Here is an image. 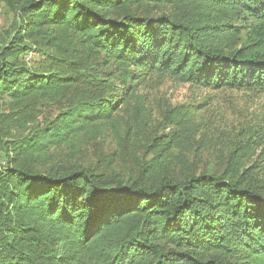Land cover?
I'll return each mask as SVG.
<instances>
[{"label": "trees", "instance_id": "16d2710c", "mask_svg": "<svg viewBox=\"0 0 264 264\" xmlns=\"http://www.w3.org/2000/svg\"><path fill=\"white\" fill-rule=\"evenodd\" d=\"M3 1L15 19L0 41V99L66 102L6 156L47 162L53 147L101 134L151 74L264 91V0ZM69 34L112 64L118 83L68 53L41 73L22 60L38 50L25 38L56 45ZM230 173L165 172L148 187L81 166L0 163V264H264V180Z\"/></svg>", "mask_w": 264, "mask_h": 264}, {"label": "rangeland", "instance_id": "374dc122", "mask_svg": "<svg viewBox=\"0 0 264 264\" xmlns=\"http://www.w3.org/2000/svg\"><path fill=\"white\" fill-rule=\"evenodd\" d=\"M14 19L15 12L0 0V41L6 39ZM234 24L244 22L234 20ZM241 31L243 38L245 30ZM23 42L38 49L25 58L19 55L35 72L47 71L53 56L68 53L104 78L119 81L116 68L75 35L58 36L56 45L48 38ZM137 87L136 96L113 115V125L97 136L78 138L74 148L53 147L49 161L42 163L13 158L12 153L6 156L7 148L11 141L54 119L66 102L42 96L20 103L0 99V163L18 161L42 173H64L81 166L104 179L148 187L157 185L165 172L175 181L202 172L221 176L233 172L264 180V91L200 88L154 74Z\"/></svg>", "mask_w": 264, "mask_h": 264}]
</instances>
